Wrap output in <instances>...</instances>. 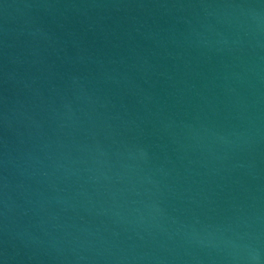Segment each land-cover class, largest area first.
Returning a JSON list of instances; mask_svg holds the SVG:
<instances>
[{
    "label": "water",
    "instance_id": "1",
    "mask_svg": "<svg viewBox=\"0 0 264 264\" xmlns=\"http://www.w3.org/2000/svg\"><path fill=\"white\" fill-rule=\"evenodd\" d=\"M0 264H264V0H0Z\"/></svg>",
    "mask_w": 264,
    "mask_h": 264
}]
</instances>
